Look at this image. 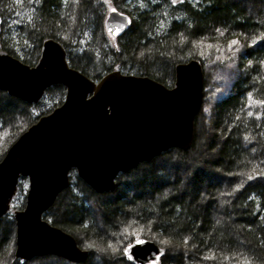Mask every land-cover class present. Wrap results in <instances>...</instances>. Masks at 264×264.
Listing matches in <instances>:
<instances>
[{
  "label": "trees",
  "instance_id": "trees-1",
  "mask_svg": "<svg viewBox=\"0 0 264 264\" xmlns=\"http://www.w3.org/2000/svg\"><path fill=\"white\" fill-rule=\"evenodd\" d=\"M113 7L132 18L116 38L104 26ZM48 38L95 81L119 70L172 88L176 65L191 59L205 73L188 150L172 148L121 173L112 192L98 193L70 172V186L44 218L89 250L82 264H98L94 253L107 257L104 264H135L123 249L137 236L159 244L157 264H264V0H0V50L33 66ZM66 91L54 84L28 103L0 89V161L29 126L64 102ZM199 141L214 153L206 161L213 172L205 162L176 169L175 159H188ZM25 181L0 219V264L30 263L13 253ZM112 251L118 254L109 260ZM35 259L76 264L55 255Z\"/></svg>",
  "mask_w": 264,
  "mask_h": 264
},
{
  "label": "water",
  "instance_id": "water-1",
  "mask_svg": "<svg viewBox=\"0 0 264 264\" xmlns=\"http://www.w3.org/2000/svg\"><path fill=\"white\" fill-rule=\"evenodd\" d=\"M128 20L132 23L129 14L117 9L108 13L105 26L116 37L128 30ZM175 72L172 88L119 70L95 82L69 64L63 44L54 38L43 42L33 66L0 50L1 90L37 103L54 84L67 89L64 102L29 126L0 161V219L11 209L20 178L29 180L26 205L14 213L16 258L55 255L76 263L87 259L89 251L71 233L44 218L70 186L72 169L94 191L111 192L120 173L172 148L192 146L204 102V68L191 59L177 64ZM141 239L149 243L134 242L130 254L137 264H148L161 248L152 239Z\"/></svg>",
  "mask_w": 264,
  "mask_h": 264
},
{
  "label": "rangeland",
  "instance_id": "rangeland-1",
  "mask_svg": "<svg viewBox=\"0 0 264 264\" xmlns=\"http://www.w3.org/2000/svg\"><path fill=\"white\" fill-rule=\"evenodd\" d=\"M114 71V70H113ZM204 85H205V82H204ZM202 112V111H201ZM200 112V113H201ZM199 113V114H200ZM198 114V115H199ZM196 119H198V116L196 117ZM196 126V125H195ZM195 132H196V130H195ZM205 147H207V141L205 142V141H202V142H198V145H197V147L195 148V150L193 151V153L191 154V156L190 157H186V158H188V159H186V160H183V161H180V160H178V159H175V164H174V166H175V168L177 169L178 167L177 166H182V168L185 170V171H190V170H193L194 168H197V167H199V166H201L204 162H205V166H206V168L209 170V172H213L212 170H210L211 168L209 167V165L206 163V161L209 159V158H213V154L214 153H210ZM167 158V157H166ZM170 158H175L174 156L172 157H170ZM200 159H203V160H200ZM172 162L174 161V160H171ZM175 168H173L174 170H175ZM119 176L120 175H118V177L116 178V182H117V184H116V187H117V185H118V178H119ZM27 178V177H26ZM221 178H223V176H221ZM23 184L25 185V188H26V190H25V194H26V196H27V190H28V186H29V180H28V178H27V181H25V183L23 182ZM116 189V188H115ZM112 192V191H111ZM25 205H26V203H25ZM47 220H49L48 218H47ZM53 217H50V220H49V222H53ZM53 224V223H52ZM11 239H12V236L10 237V239H9V241H11ZM134 240V239H133ZM153 240V239H152ZM135 241V240H134ZM134 241L131 243V244H133L134 243ZM155 241V240H154ZM156 242V241H155ZM157 243V242H156ZM15 245H16V240H15ZM15 248H16V246H15ZM92 249V248H91ZM93 250H95V249H93ZM95 252V251H94ZM96 252H98V250H96ZM14 255H15V250H14ZM96 253H94V254H92V257H94L93 259H94V261H96L98 264H101V263H103L104 264V259H102V258H107L105 255H104V257H102V256H97V254L95 255ZM100 254V253H99ZM118 254V252L117 251H112V254H110V256H109V260H110V258H114V256L115 255H117ZM44 256H46V255H44ZM16 257V256H15ZM88 257H89V255H88ZM88 257H87V259H88ZM62 258V257H61ZM86 259V260H87ZM126 260H127V258H125ZM57 260V259H56ZM85 260V261H86ZM108 260V261H109ZM112 260V259H111ZM14 261V260H13ZM12 260L10 261V262H13ZM85 261H83V262H85ZM128 261V260H127ZM6 264H8V259L6 258ZM83 262H78V263H76V264H82ZM129 263H133V261H128ZM29 264H58V263H56L55 261H53V260H34V258H32L31 260H30V263Z\"/></svg>",
  "mask_w": 264,
  "mask_h": 264
},
{
  "label": "snow or ice",
  "instance_id": "snow-or-ice-1",
  "mask_svg": "<svg viewBox=\"0 0 264 264\" xmlns=\"http://www.w3.org/2000/svg\"><path fill=\"white\" fill-rule=\"evenodd\" d=\"M180 2L183 3V0H180ZM171 3H172L173 5H176L177 0H171ZM111 12L116 13V12H117V9H116L115 7H113V8H111ZM118 15L122 17V16H123V13H119ZM127 23H131V20H128ZM123 27H124V24L121 23L120 28L122 29ZM109 31H111V29H109ZM119 31H120V29H117V32H119ZM236 43H237V41H236V40H233V41L230 43L229 47L231 48L232 45H235ZM249 96H251V94H249ZM248 115L251 116L252 113L249 112ZM249 179H252V177H249ZM147 243H149V241H146V240H144V239H141V238H139V236H137V237L135 238V244H137V245H144V244H147ZM133 247H134L133 244H129L126 248L123 249V255L127 258L128 261H132V260H133V256L130 254V253H131V249H132ZM162 254H163V250H159V251H157V252L154 254V258H153V259H150V260L148 261V264H157V262L159 261L160 256H161ZM247 264H251V262L249 261V262H247Z\"/></svg>",
  "mask_w": 264,
  "mask_h": 264
},
{
  "label": "bare ground",
  "instance_id": "bare-ground-1",
  "mask_svg": "<svg viewBox=\"0 0 264 264\" xmlns=\"http://www.w3.org/2000/svg\"><path fill=\"white\" fill-rule=\"evenodd\" d=\"M152 159H153V158H152ZM152 159H151V160H152ZM144 238H145V237H144Z\"/></svg>",
  "mask_w": 264,
  "mask_h": 264
}]
</instances>
